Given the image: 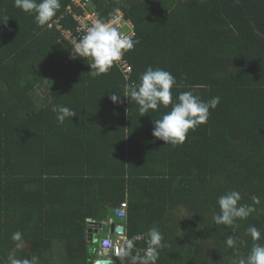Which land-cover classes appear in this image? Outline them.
Masks as SVG:
<instances>
[{
  "label": "trees",
  "instance_id": "obj_1",
  "mask_svg": "<svg viewBox=\"0 0 264 264\" xmlns=\"http://www.w3.org/2000/svg\"><path fill=\"white\" fill-rule=\"evenodd\" d=\"M70 5L82 10L60 0L39 27L0 0V262L22 255L11 240L21 231L23 254L39 264H93L90 220L113 219L129 237L162 233L156 264H238L252 246L249 226L264 243V0H92L102 19L121 10L135 24L128 78L115 63L92 77L84 60L70 59L72 43L55 24L75 29ZM148 66L176 78L174 100L187 90L220 97L182 145L152 136L153 119L171 105L140 116L127 98L109 99ZM52 104L76 116L60 125ZM231 190L256 209L235 230L212 220ZM126 200L122 221L115 209ZM146 246V237L135 242L136 251Z\"/></svg>",
  "mask_w": 264,
  "mask_h": 264
},
{
  "label": "clouds",
  "instance_id": "obj_2",
  "mask_svg": "<svg viewBox=\"0 0 264 264\" xmlns=\"http://www.w3.org/2000/svg\"><path fill=\"white\" fill-rule=\"evenodd\" d=\"M14 7L32 15L37 26L43 27L60 8V0H14ZM7 20L6 18L5 22ZM72 44L70 59L84 60L91 69L89 74L92 77L107 73L114 63L121 60L125 52L134 47V41L129 35L121 34L116 26L102 19H97L90 25H84L82 35L73 40ZM174 86H177V81L169 71L148 66L146 71L140 74L138 82L124 84L123 95L110 93L109 99L113 104H123L121 97L127 98L128 101L138 106L140 116L156 111L160 107L168 108L171 105L170 110L163 113L161 118L153 119L152 136L163 141L165 145L175 147L185 142L189 130H195L201 124L207 123L209 110L217 107L220 97L215 96L205 100L193 90H187L179 92L174 100L172 93ZM51 111L60 125L66 119L76 116L74 110L64 105L52 104ZM251 199L253 204L260 202L256 196H252ZM240 201L241 195L235 190L220 195L217 199L219 214L212 217L213 223L232 227L235 230L238 219H247L251 213L256 211L252 205L241 204ZM113 223L115 226L123 224L114 221ZM91 228L95 231V228ZM246 232L251 238L252 246L247 256L239 259L238 264H264V243L260 242L261 231L255 226H249ZM145 235L147 246L139 251L135 250L134 239L125 241V245L116 253L121 264H156L159 260V251L163 247V235L155 227L150 228ZM11 240L14 242V249L22 255H9L7 260L0 264H39V257L30 256L28 258L23 254L27 241L21 231L14 232ZM99 240L95 239L98 245ZM225 243L229 248L235 246L236 240L233 234L226 237ZM98 258L97 255L95 261ZM105 264H112L111 259Z\"/></svg>",
  "mask_w": 264,
  "mask_h": 264
},
{
  "label": "built area",
  "instance_id": "obj_3",
  "mask_svg": "<svg viewBox=\"0 0 264 264\" xmlns=\"http://www.w3.org/2000/svg\"><path fill=\"white\" fill-rule=\"evenodd\" d=\"M73 4L77 7H81V11H76L73 5L68 6V13L72 15V18L75 22V29L71 27H63L59 21H56L55 24L62 30V35L66 40H69L71 43L73 40L78 39L80 35H82L83 26L90 25L97 19H102L101 15L90 6L92 0H72ZM104 20V19H102ZM107 23L113 24L118 28L121 34H127L132 39L135 37V24L125 18L123 11L116 10L115 13L108 19L104 20ZM53 24H51L52 26ZM73 46V44H72ZM122 72L128 78L132 71V65L126 57V52L121 57V60L115 63ZM128 208L129 204L126 201H123L116 209L115 214L120 220H126L128 217ZM91 227H98V223L93 220ZM106 223V222H105ZM110 223H113V219H111ZM115 227H121V231H114V233H108L105 237L99 240V250L97 251V255L99 258L95 261L94 264H105V262L111 259L112 264L117 262V259H120L116 256V253L119 249H121L125 245V241L128 239H134V242L138 240H143L146 235L139 234L135 237H129L127 234V228L124 224H116Z\"/></svg>",
  "mask_w": 264,
  "mask_h": 264
},
{
  "label": "crops",
  "instance_id": "obj_4",
  "mask_svg": "<svg viewBox=\"0 0 264 264\" xmlns=\"http://www.w3.org/2000/svg\"><path fill=\"white\" fill-rule=\"evenodd\" d=\"M92 221V220H91ZM115 222V221H114ZM116 223V222H115ZM105 225L103 226H99V227H94L95 228V232L93 233V235L97 238V236H99V238L97 239H101L103 237H105L108 233H114V231L111 230V223L110 224H107V223H104ZM104 226L106 228H104ZM91 228V227H90ZM98 230V232H96ZM104 231V232H102Z\"/></svg>",
  "mask_w": 264,
  "mask_h": 264
},
{
  "label": "water",
  "instance_id": "obj_5",
  "mask_svg": "<svg viewBox=\"0 0 264 264\" xmlns=\"http://www.w3.org/2000/svg\"><path fill=\"white\" fill-rule=\"evenodd\" d=\"M111 230L112 231H121L122 228L121 227H116L115 228V224H111ZM98 232V230L96 231ZM89 233H90V236L88 237L89 241L92 243V244H95V238H94V235H93V231H92V228L89 229Z\"/></svg>",
  "mask_w": 264,
  "mask_h": 264
},
{
  "label": "rangeland",
  "instance_id": "obj_6",
  "mask_svg": "<svg viewBox=\"0 0 264 264\" xmlns=\"http://www.w3.org/2000/svg\"><path fill=\"white\" fill-rule=\"evenodd\" d=\"M104 228H106V227L104 226ZM102 232H104V231H102ZM97 238H99V236H97Z\"/></svg>",
  "mask_w": 264,
  "mask_h": 264
}]
</instances>
